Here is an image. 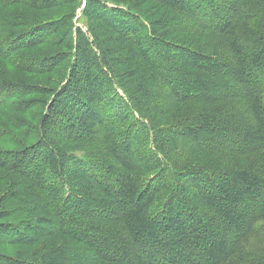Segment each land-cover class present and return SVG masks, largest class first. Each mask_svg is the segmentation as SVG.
<instances>
[{
  "label": "trees",
  "instance_id": "16d2710c",
  "mask_svg": "<svg viewBox=\"0 0 264 264\" xmlns=\"http://www.w3.org/2000/svg\"><path fill=\"white\" fill-rule=\"evenodd\" d=\"M149 1L0 0V264H264V0Z\"/></svg>",
  "mask_w": 264,
  "mask_h": 264
},
{
  "label": "rangeland",
  "instance_id": "374dc122",
  "mask_svg": "<svg viewBox=\"0 0 264 264\" xmlns=\"http://www.w3.org/2000/svg\"><path fill=\"white\" fill-rule=\"evenodd\" d=\"M110 1L112 3L111 6L118 5V6L125 7V8H132L134 11L144 16L147 15L152 20H155L157 18L164 19V20H170L172 17H174L173 12H171L167 8H164L163 6L156 4L153 1H149V0H110ZM79 3H80V7L76 10V22L77 24L81 25L84 30H86L89 24L88 23L89 20L82 13V9L85 6L86 0H79ZM66 12H68L67 9L56 8V9L46 10V11H35L33 12V14L37 16L39 19H51V18L57 17ZM1 67H3L5 72H8L14 75L15 70L10 65L3 64V66ZM24 77L29 81L44 84V85H52L56 83V76H51V75L25 74ZM14 179H15V176L13 175V173L0 168V198H2L3 193H5L6 191L15 192V187L13 186ZM16 249L19 250V248H12L11 251H16Z\"/></svg>",
  "mask_w": 264,
  "mask_h": 264
}]
</instances>
